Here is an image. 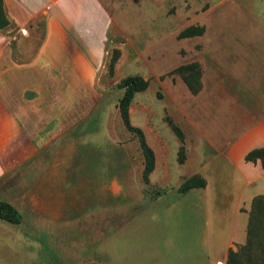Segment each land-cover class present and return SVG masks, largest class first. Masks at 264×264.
I'll list each match as a JSON object with an SVG mask.
<instances>
[{"label": "rangeland", "instance_id": "obj_1", "mask_svg": "<svg viewBox=\"0 0 264 264\" xmlns=\"http://www.w3.org/2000/svg\"><path fill=\"white\" fill-rule=\"evenodd\" d=\"M86 10L104 43L91 75L45 81L43 103L63 106L60 126L19 130L0 146V200L21 215L0 220V264H204L212 234L226 229L217 223H232L236 250L251 198L264 195L259 160L243 158L264 145V0H93ZM189 26L203 32L178 37ZM190 63L195 93L174 71ZM126 76L148 83L128 105L154 154L147 182L118 114ZM194 174L205 185L178 192Z\"/></svg>", "mask_w": 264, "mask_h": 264}, {"label": "crops", "instance_id": "obj_2", "mask_svg": "<svg viewBox=\"0 0 264 264\" xmlns=\"http://www.w3.org/2000/svg\"><path fill=\"white\" fill-rule=\"evenodd\" d=\"M90 4L93 0H3L9 23L0 29V146L12 144L19 130L60 126L63 106L43 103L45 81L78 79L94 71L93 53L104 42L85 25ZM77 20L78 31L73 28ZM77 33L84 37L75 43ZM80 65L82 72L72 71ZM47 113L54 114L50 120ZM231 225H212L226 229L219 227L212 234L216 252L208 254L205 248L203 256L210 258L204 264H224L226 241L235 231L231 233Z\"/></svg>", "mask_w": 264, "mask_h": 264}, {"label": "trees", "instance_id": "obj_3", "mask_svg": "<svg viewBox=\"0 0 264 264\" xmlns=\"http://www.w3.org/2000/svg\"><path fill=\"white\" fill-rule=\"evenodd\" d=\"M9 23L3 7V0H0V29ZM203 32L202 26H189L178 33V37H189L200 35ZM117 51L114 50V56L109 62V72H112V66L116 60ZM181 76L182 81L188 89L195 93L199 87L200 70L196 63H190L178 66L174 69ZM147 80L137 76H126L120 80L119 86L123 89L118 100V114L123 127L132 134L137 140L138 148L142 156L141 179L147 182L148 175L154 168V154L152 149L145 141L142 130L134 126L129 121L128 105L135 92L143 91L147 87ZM168 126L179 140L182 138L179 128L166 119ZM245 161L255 162L259 160L261 168L264 170V145L248 150L244 156ZM184 156L180 146L177 161L182 163ZM205 180L198 175H191L185 178L177 190L183 193L191 188L203 187ZM21 219L20 213L10 203L0 200V220L8 223L17 224ZM224 264H264V195L257 194L251 198L247 211V221L245 225V241L243 244L236 245V250L227 249Z\"/></svg>", "mask_w": 264, "mask_h": 264}]
</instances>
